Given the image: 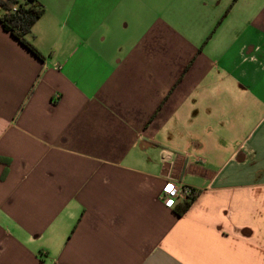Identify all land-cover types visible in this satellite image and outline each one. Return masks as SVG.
I'll use <instances>...</instances> for the list:
<instances>
[{
	"label": "crops",
	"instance_id": "crops-1",
	"mask_svg": "<svg viewBox=\"0 0 264 264\" xmlns=\"http://www.w3.org/2000/svg\"><path fill=\"white\" fill-rule=\"evenodd\" d=\"M38 1L42 59L0 21V264H264V0Z\"/></svg>",
	"mask_w": 264,
	"mask_h": 264
},
{
	"label": "trees",
	"instance_id": "trees-1",
	"mask_svg": "<svg viewBox=\"0 0 264 264\" xmlns=\"http://www.w3.org/2000/svg\"><path fill=\"white\" fill-rule=\"evenodd\" d=\"M45 7L38 0H0V21L36 57L42 59L40 51L29 39L33 25L44 14ZM197 197V192L184 195L178 215L185 213Z\"/></svg>",
	"mask_w": 264,
	"mask_h": 264
},
{
	"label": "built area",
	"instance_id": "built-area-1",
	"mask_svg": "<svg viewBox=\"0 0 264 264\" xmlns=\"http://www.w3.org/2000/svg\"><path fill=\"white\" fill-rule=\"evenodd\" d=\"M169 187L171 190H169ZM191 192V188H180L178 185L167 184L163 188L162 200L166 206H172L175 204V200L181 196V194L187 195ZM171 202V203H170Z\"/></svg>",
	"mask_w": 264,
	"mask_h": 264
},
{
	"label": "snow or ice",
	"instance_id": "snow-or-ice-1",
	"mask_svg": "<svg viewBox=\"0 0 264 264\" xmlns=\"http://www.w3.org/2000/svg\"><path fill=\"white\" fill-rule=\"evenodd\" d=\"M169 190H171V188L169 187ZM171 203V202H170Z\"/></svg>",
	"mask_w": 264,
	"mask_h": 264
}]
</instances>
